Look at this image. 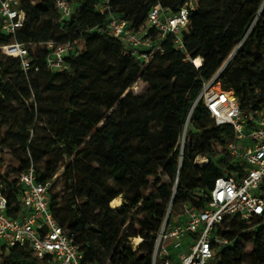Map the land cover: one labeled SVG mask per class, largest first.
Returning a JSON list of instances; mask_svg holds the SVG:
<instances>
[{
  "label": "trees",
  "instance_id": "1",
  "mask_svg": "<svg viewBox=\"0 0 264 264\" xmlns=\"http://www.w3.org/2000/svg\"><path fill=\"white\" fill-rule=\"evenodd\" d=\"M72 0L71 18L59 24L56 0H20L23 27L6 35L0 19V47L18 42L31 59L3 55L0 62V147L13 152L21 168L0 158V191L7 214L17 218L23 186L19 176L33 168L39 183L53 182L51 211L84 256L81 264H151L156 234L169 207L205 208L202 192L213 189L222 170L234 166L219 149L234 138L230 126L211 124L198 105L190 124L181 165L178 143L204 81L210 80L247 35L221 76L245 112L264 109V0H200L184 33L185 52L172 37L148 30L156 51L149 62L108 30L109 14L139 32L157 5L176 13L187 0ZM261 10V12H260ZM71 42L66 71H51L46 43ZM202 65L197 68L193 63ZM148 86L136 95L138 82ZM19 105V115L9 107ZM219 157V161L216 158ZM167 178L168 183L163 180ZM150 179L153 182H150ZM62 182V196L56 187ZM123 197L117 208L112 204ZM130 225L127 228V225ZM139 226V230L135 227ZM218 233L230 244L211 264H264V224L226 218ZM143 242L133 248L130 240ZM0 264H37L29 249L11 248Z\"/></svg>",
  "mask_w": 264,
  "mask_h": 264
},
{
  "label": "built area",
  "instance_id": "2",
  "mask_svg": "<svg viewBox=\"0 0 264 264\" xmlns=\"http://www.w3.org/2000/svg\"><path fill=\"white\" fill-rule=\"evenodd\" d=\"M199 1L187 0L176 13L161 5L154 6L139 32L125 20L109 14L108 30L125 46L141 50V59L145 62H149L156 51L162 50L155 47L153 38L148 35L149 29H154L159 39L172 37L175 48L185 52L183 35L189 31L191 15L198 9ZM20 4V0H0V19L6 35H15L25 23L26 14L20 9ZM55 7L60 25L71 18L72 0H56ZM263 7L264 4L261 10ZM98 10L102 14L110 13V1L104 0ZM246 37L219 71L210 80L204 81L178 143L181 165L188 127L200 104L208 111L212 125L232 128L233 140L217 147L230 157L234 168L232 171L225 170L214 159L197 157L196 164L205 166L212 161L222 170L223 176L215 181L212 190L202 192L206 197L205 208L185 204L174 214L172 202L156 234L151 264H211L220 250L230 244L218 233L226 218L239 217L249 224L259 219L264 224V109L243 111L234 92L223 89L221 83V76ZM46 47L49 50L47 68L54 72L68 70L65 58L74 50V44L50 41ZM0 50L6 56L18 58L22 69L29 71L31 59L26 46L13 42L0 47ZM193 63L199 68L202 59L200 66L196 60ZM19 182L23 186L20 198L22 210L17 218L7 214L8 200L0 191V256L11 248H24L34 254L37 264H81L84 256L80 247L51 211L53 182H37L33 168L22 173Z\"/></svg>",
  "mask_w": 264,
  "mask_h": 264
},
{
  "label": "rangeland",
  "instance_id": "3",
  "mask_svg": "<svg viewBox=\"0 0 264 264\" xmlns=\"http://www.w3.org/2000/svg\"><path fill=\"white\" fill-rule=\"evenodd\" d=\"M247 40V39H245ZM245 42V41H244ZM244 44V43H243ZM243 46V45H242ZM5 61L4 58H3V55L1 53V50H0V62H3ZM133 92L136 94V95H142L144 93H146V91L148 90V86L145 85L144 83L138 81L134 87L132 88ZM9 111H10V114L14 115H19V112L21 111V108L19 105H13V106H10L9 107ZM191 129V126L188 127V131H187V136H188V133H189V130ZM0 158L4 161L5 165H6V168H15L16 170H19L21 168L19 162L14 158V155H13V152L5 147H0ZM216 160L219 161V157L216 158ZM150 182H153V180L150 179ZM164 183H168V179L165 178L163 180ZM62 190H63V187H62V182H59L57 187H56V190H55V193L61 197L62 196ZM123 197L121 198H118L113 204L112 206L113 207H118L120 204H123ZM181 210V207L178 208V210H175L173 213L174 214H177L179 211ZM129 224L127 225V228H129ZM137 230H139V226L136 225L135 227ZM140 239V238H136V239H132L130 240V243L132 244L133 248L136 247V243H137V240ZM143 242V240L141 239V243ZM139 245V244H138ZM108 264H110L108 262Z\"/></svg>",
  "mask_w": 264,
  "mask_h": 264
},
{
  "label": "bare ground",
  "instance_id": "4",
  "mask_svg": "<svg viewBox=\"0 0 264 264\" xmlns=\"http://www.w3.org/2000/svg\"><path fill=\"white\" fill-rule=\"evenodd\" d=\"M197 61H198V60H196V64H197ZM197 65L200 66V65H201V61H200V64H197ZM138 244H141V239H138V240H137L136 245H138Z\"/></svg>",
  "mask_w": 264,
  "mask_h": 264
}]
</instances>
